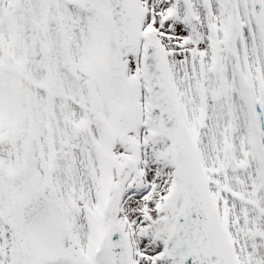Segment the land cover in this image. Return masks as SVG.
Segmentation results:
<instances>
[{
    "label": "snow or ice",
    "instance_id": "obj_1",
    "mask_svg": "<svg viewBox=\"0 0 264 264\" xmlns=\"http://www.w3.org/2000/svg\"><path fill=\"white\" fill-rule=\"evenodd\" d=\"M0 264H264V0H0Z\"/></svg>",
    "mask_w": 264,
    "mask_h": 264
}]
</instances>
